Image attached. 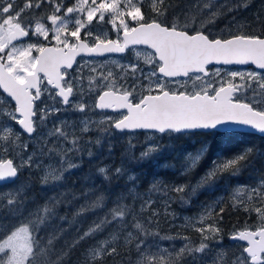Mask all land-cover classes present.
Segmentation results:
<instances>
[{"label": "snow or ice", "instance_id": "1", "mask_svg": "<svg viewBox=\"0 0 264 264\" xmlns=\"http://www.w3.org/2000/svg\"><path fill=\"white\" fill-rule=\"evenodd\" d=\"M247 6V0H240L236 8ZM169 7L166 0H72L70 4L65 0H0V89L7 94L4 103L12 107L6 113L10 121L35 139L33 133L38 127L47 128L50 117H58V114L68 111L85 113L79 118L80 135H77L75 122L70 125L67 119L61 118L53 121L46 133L38 134V142L42 141L40 155L55 154L59 157L56 164H49L40 177L43 186L63 182L65 173L80 167L70 154L81 151L84 136L94 130L103 134L95 138V144L104 146L107 141L109 152L112 149L110 138L116 133L142 132L149 134L151 139L152 136L162 138L193 132L221 134L222 129L228 131L233 126H247L264 134V107L260 106L264 105V34H244L238 28L237 33L228 36L211 35L205 30L206 25L215 23L222 15L220 9L225 8L213 0H205L202 7L197 6L201 12L208 10L204 19L198 20L195 14H190L191 19H185L183 24L168 22ZM227 10L234 9L227 6ZM94 21L96 25H111L116 38H102L101 34L93 31ZM136 46L151 49L144 54L147 69L129 62L126 66L120 65L119 74L109 70L88 77V93L97 92L92 107L119 113L115 117L104 116L97 124L87 115L89 105L82 99L85 93L80 81L83 77L73 75L76 71L74 64L80 69L94 62H77L76 58L81 55L123 54ZM249 64L261 71L242 72L222 67ZM91 71L95 72L96 68ZM118 79L125 82L131 79L133 83H117ZM241 94L246 97L244 100L240 99ZM249 95L251 99L247 98ZM20 135L14 126L0 124V148L9 151ZM53 137L55 139L49 143ZM128 141V151L131 152L134 148L131 136ZM24 149L27 150V145ZM158 151H162L159 143L149 144L137 162ZM252 152L253 149H246L222 165L213 161V167L190 191L194 193L226 169L231 168V174L238 175L241 168L247 166L240 162H246ZM87 154L91 157L93 152L89 150ZM203 154L204 150L195 156L189 154L180 174L185 175L195 168ZM130 159L137 160V157L132 155ZM21 167L39 169L41 163L34 161L33 155L24 158L20 165L11 159H0V183L7 186L15 182ZM97 173L107 183L114 178L126 177L135 188L136 176L123 163L113 169L99 167ZM157 184L158 181L154 180V190H168ZM187 187L177 184L170 191L182 194L178 198L186 203ZM93 192L97 193L94 199L90 198ZM81 195L85 197V203L75 211L70 223H75V217L105 206V193L98 191L96 185ZM77 198L74 192L62 193L26 212L28 196L24 186L0 194V211L6 210V217L10 218V222L0 230V264H42V257L55 252L54 242L65 229L54 230L47 237V244L43 245L38 235L41 228L51 226L50 222L57 218L58 205L70 204ZM125 199L123 193L118 195L114 206L102 218L93 221L71 245L43 264H64L71 249L81 241L103 232L108 224L126 227L130 214L134 221L131 227L135 231H127L123 239L125 246L135 249L134 264H182L186 257H190L191 264H209L205 260L212 249L209 242L223 243L218 224L205 223L211 216L205 212L191 222L201 236L198 244L185 237L187 242L178 250L175 245L171 249L164 247L159 241L173 240L174 237L162 236L146 227L136 218ZM152 203L150 199L145 200L140 211H146ZM241 206L246 212L256 213L259 225L233 232L229 238L242 242L240 253L229 260L223 252H218L210 264H264V177L258 186L248 190L246 201L237 197L233 207L239 210ZM223 211L221 208L220 213ZM157 214L153 210L151 215ZM59 219L66 220L67 217ZM147 223H152L151 217ZM120 239L118 233H113L108 239L98 241L95 247L88 249L81 264H106L109 257L113 264H124L118 245Z\"/></svg>", "mask_w": 264, "mask_h": 264}, {"label": "trees", "instance_id": "2", "mask_svg": "<svg viewBox=\"0 0 264 264\" xmlns=\"http://www.w3.org/2000/svg\"><path fill=\"white\" fill-rule=\"evenodd\" d=\"M18 2H21V0H18ZM65 2L70 4L72 0H65ZM204 2L205 0H166V3L170 5L168 8V22L183 24L185 19H191L190 14H195L198 20L204 19L208 10L205 9L201 12L197 7L198 5L202 7ZM213 2L217 5H225V8L220 9L222 15L215 20V25L222 26L224 29L214 31L209 28L210 24H207L205 30L209 31L211 35L228 36L230 33H237L238 28L244 34H264V0H247L248 6L246 8H236L240 0H213ZM227 6H231L234 10L228 11ZM145 11H147V7ZM196 27L199 28L200 24L197 23ZM96 96L97 92L93 95L92 101L88 103L92 108L93 114H95V108L92 105L95 104ZM7 108L12 110L11 105H7ZM61 115L63 114L61 113ZM61 115L58 114V117H50L47 122L48 127L51 128L53 121L57 120V118L70 119ZM1 118L0 124L10 123L18 131L17 125L14 122L10 121V119H6L4 122L3 118L5 116ZM142 134L144 133H138L135 137H132L134 148L129 152L128 137L116 133L115 136L110 138L112 149L109 152L107 141H105L104 146H97L95 144V138L103 134L94 130L84 136V139L81 141V151L70 154L74 161L80 163V167L73 169L69 173H65L66 179L63 182H59L56 185L49 183L47 186H43L40 181V177L44 174L41 168L22 167L15 182L7 186H0V194L15 191L17 187L24 186L28 196L26 212L28 209H34L37 206L43 205L53 196H60L62 193H76L78 198L72 200L70 204H60L57 206V218L50 222L51 226H43L38 234L41 243L46 245L47 237L53 234L54 230L57 228L65 229L60 238L54 242L55 252L42 257V264L54 258L56 253L71 245L73 240L86 231L93 221L102 218L114 206L113 202L121 193L126 196L124 202L133 208L136 218L145 223L146 227L152 231L159 232L162 236L171 235L174 237L173 240L159 241L162 246L171 249L175 245V249L178 250L187 242L184 239L185 237L193 244H198L201 236L191 226V222H195L205 212H209L211 216L206 218L205 223L218 224L221 229L220 235L223 243L215 244L209 242L212 244V249L205 257V260L210 264L218 252H223L229 260L240 253L241 249L239 245L241 243H232L229 237L235 231L258 226L260 221L254 211L246 212L242 206L237 210V208L233 207V204L237 202V197L240 200L246 201V190L258 186L261 178L264 177V138L262 144L245 139H241L237 143L228 141L229 144H234V148L231 149L230 147V151H224L228 149L223 148V145H227L226 141L211 139L213 140L212 144L215 143L212 150H219L222 154L213 155L208 153L203 155L195 168L187 174L181 175V169L185 165L189 154L195 156L198 153L196 149L203 146L208 140L198 138L193 134L164 136L162 138L154 136L153 142L159 143L162 146V151L154 152L150 158L137 162L140 153L150 144L146 140V135L143 136ZM77 135H80V133ZM23 140L28 139L21 134L19 140L16 141L9 151H4L0 148L2 158L14 159V164L18 165L16 155L21 151L19 142ZM40 142L42 143V141ZM249 148L253 149V151L262 150V153L252 152L246 162H240L242 164L246 163L247 166L242 167L238 175L233 176L231 174L232 169L229 168L220 172L212 182L197 188L194 193L190 191L192 187L197 185L201 177L213 167V161H218L222 165ZM89 150L93 152L91 157L87 154ZM22 153H26V150L23 149ZM73 154H76V156L73 157ZM132 155H135L137 160H131L130 157ZM39 159L46 162L45 158L41 157ZM58 160L59 157L53 155L48 163L55 165ZM122 163L130 173H134L136 176L134 189L126 177L114 178L111 183H107L97 173L99 167L107 166L109 169H113ZM154 180L158 181V187L168 190H154ZM177 184L188 186L186 189V193L188 194L186 203H182L178 198L182 194L170 191L171 187ZM92 185H96L98 191L105 193V206L93 212H87L82 216L75 217V223H70L74 219L75 211L81 204L85 203V197L81 193L86 192ZM96 194V192L90 193V198L94 199ZM149 199L153 201L151 207L141 212L140 205ZM249 206L251 207L252 205ZM221 208L224 209L223 213H220ZM153 210L158 213L154 217L151 215ZM62 216H66L67 219L60 220L59 217ZM149 217L152 219V223L150 224L147 223ZM9 222L10 218L6 217V210L0 211V230H3L2 226ZM133 223L134 221L130 214L126 219V227H121L115 223L108 224L103 232L86 238L75 248L71 249L69 256L64 260V264H81L88 249L95 247L98 241L108 239L113 233H118L121 237L118 245L124 258V264H134L137 256L135 249L125 246L123 239L127 231H135L131 227ZM149 239H158V237H149ZM119 259L117 258V260ZM106 264H113L111 257L106 259ZM182 264H191L190 257H186Z\"/></svg>", "mask_w": 264, "mask_h": 264}, {"label": "rangeland", "instance_id": "3", "mask_svg": "<svg viewBox=\"0 0 264 264\" xmlns=\"http://www.w3.org/2000/svg\"><path fill=\"white\" fill-rule=\"evenodd\" d=\"M70 27H71V25H70ZM93 31H95L97 34H101L102 38H111L112 39V38L116 37V33L111 30V25H109V24L96 25L95 21H94L93 22ZM137 53H139V55H137ZM145 53H146L145 51H135V52H133V58L134 59L132 61H130V62L138 63L141 67L147 69L148 65L145 64V55H144ZM85 60L93 61L94 63H90V64H87V65H84L80 69H77V65H76V67L74 68L76 71L73 72V75H79V76L83 77L82 80L80 81V83L83 86L84 93H85V97H84L83 100H85L87 103L91 102L93 95L96 94L95 91L92 92V93H88V77L89 76H96L100 72L106 73L109 70H111L114 74H119V72L117 70H114L113 68L117 67L121 71L120 65H125L126 66L129 63V61H122V60H119V59L97 60V59H86V58H83L79 62H82V61H85ZM93 67L96 68L95 72L91 71V69ZM72 71H70V72H72ZM128 82H129L130 85L133 83V81L131 79L127 80V82L122 81L121 83L128 84ZM138 83H139V81H138ZM102 90L103 89H101V91ZM0 94H1L0 95V120L2 119L1 117L5 116V118H3V120L5 122L6 119H9V117L6 115V113L8 111H11V110H9L7 108V105L4 103L6 97L4 95H2L1 92H0ZM261 106L264 107V105H261ZM62 114L63 115H61V113H60L61 116H66V117L70 118L68 120L70 125H72L73 122H75L74 126L77 127V134H79V131H78L79 118L81 116H84L85 113L68 111V112H62ZM87 115L90 116L93 120H95L97 122V124L103 118L101 116H96L95 114H93L91 106H89V110L87 111ZM8 125L11 126L10 123H8ZM48 128H50V127H47V128H39L38 127L37 128V132H35V135L33 136V137H36L35 139L34 138H30L28 140H23V141L19 142V147H20L21 151H20L19 154L16 155V162H17L18 165H20L22 160L24 158H26L27 156H29V155H33V158H35L34 161H39L41 163V167L40 168H41L43 173L47 170V166L49 164H52V163H48V162H50L51 156H49L47 154H45L43 156L40 155V143L41 142H38V140H39L38 134L46 133L48 131ZM69 131H71V127L69 128ZM52 139H54V137L49 139V143H51ZM146 140H148L149 143L151 144V143H153L154 136H152L151 139L149 138V136H147ZM81 144H82V142H81ZM24 145H27L26 153H22L23 149H24ZM53 155H55V154H53ZM75 156H76V154H73V157H75ZM41 157L45 158L46 162H43L42 160H40L39 158H41ZM0 159H3L1 155H0ZM11 160H14V159H11ZM249 189L250 188H248L246 190L245 197L247 196V193H248ZM257 204H259V202H257Z\"/></svg>", "mask_w": 264, "mask_h": 264}, {"label": "flooded vegetation", "instance_id": "4", "mask_svg": "<svg viewBox=\"0 0 264 264\" xmlns=\"http://www.w3.org/2000/svg\"><path fill=\"white\" fill-rule=\"evenodd\" d=\"M209 28L212 29V30H214V31H221V30L224 29L222 26L215 25V23L214 24L213 23L210 24L209 25ZM135 51H145L146 53L151 52V50L146 49V48H142V47L136 48L135 47V48H131L128 51H126V53L123 54L122 56H109V57H106L103 60H106V59H110V60H112V59H119V60H122V61H129L130 62V61H132L134 59L133 58V52H135ZM82 59L83 58H79L77 60V62L81 61ZM76 65L77 64H75V67H76ZM222 67H225V66H222ZM227 68H230L231 70H234V71H242V72H246L247 70H254V71H256L251 65H248L245 68H237V67H227ZM113 69L114 70H117L119 73L121 72L117 67L116 68H113ZM70 71H72V70H70ZM117 82L118 83H121L122 81L118 79ZM127 85H130L129 82H128ZM137 91H140V89H137ZM84 97H85V94L82 97V99H84ZM245 98L246 97L243 94L240 95V99L241 100H244ZM247 98L248 99H251V96L249 95ZM95 102H96V100H95ZM95 115L96 116H101V117H104V116H113V117H115V116L119 115V113H117V112L116 113L99 112V111H97L95 109ZM138 133H142V132L124 133L123 135H126V137H129V136L135 137ZM118 134H121V133H118ZM188 134H193L194 136H196L198 138H204V139H207L208 140V141H206L204 143L203 146L198 147L196 149L198 153L201 152V150H204V154L203 155H206L208 153H211L213 155L222 154L221 151H219V150H212V147L215 145V143L212 144L213 140H211V139H215V140L216 139H220L221 141H226L227 142V145H223V148H228V149L227 150H224V151H230L231 149H233L234 148V144L233 143H237L241 139L251 140V141H254L256 143H261V144L263 142V137H260L258 135L251 134V133H244V132H228L227 131V132H221V134L193 132V133H188ZM142 135L143 136L146 135V138H147V136H149V134H146V133H144ZM228 141H233V143H230L229 144ZM228 145H231V146H228ZM230 147H231V149H230ZM253 153H260L261 154L262 153V150H255V151H253Z\"/></svg>", "mask_w": 264, "mask_h": 264}, {"label": "water", "instance_id": "5", "mask_svg": "<svg viewBox=\"0 0 264 264\" xmlns=\"http://www.w3.org/2000/svg\"><path fill=\"white\" fill-rule=\"evenodd\" d=\"M136 47H143V48H146L145 46H136ZM147 49V48H146ZM149 50H151V49H149ZM124 54V53H123ZM123 54H117V53H111V54H105L104 56H87V55H81V56H77V58L76 59H78V58H97V59H104V58H106V57H108V56H121V55H123ZM249 65H251V64H249ZM75 66V64L73 65V67ZM248 65H231V66H225V67H237V68H245V67H247ZM254 69H255V66L254 65H251ZM256 71H261V70H259V69H255ZM0 92L5 96V97H7V94H4L3 93V90L2 89H0ZM7 99H10V98H7ZM12 104L14 105V101L12 102ZM97 111H99V112H111V113H116V112H112L111 110H103V111H101V110H99V109H96ZM17 127H18V129H19V131L22 133V134H24L26 137H28V138H31V137H29L28 136V134L27 133H25V132H23V130L20 128V126L19 125H17ZM221 132H227V131H224L223 129L221 130ZM228 132H244V133H251V134H255V135H258V136H260V137H263L264 138V134H261V133H259L258 131H255V130H252V129H250L249 127H247V126H233L232 128H230L229 130H228ZM34 134L35 133H33V136H34ZM17 179V178H16ZM15 179V180H16ZM8 184H11V183H8ZM4 184L3 183H0V186H3ZM231 240V239H230ZM231 242H239V243H242V242H240V241H233V240H231Z\"/></svg>", "mask_w": 264, "mask_h": 264}, {"label": "bare ground", "instance_id": "6", "mask_svg": "<svg viewBox=\"0 0 264 264\" xmlns=\"http://www.w3.org/2000/svg\"><path fill=\"white\" fill-rule=\"evenodd\" d=\"M78 59H79V58H78ZM78 59H77V60H78ZM74 67H75V66H74ZM74 67H73V68H74ZM69 71H70V70H69ZM2 95H3V94H2ZM230 242H231V240H230ZM232 243H233V242H232Z\"/></svg>", "mask_w": 264, "mask_h": 264}]
</instances>
